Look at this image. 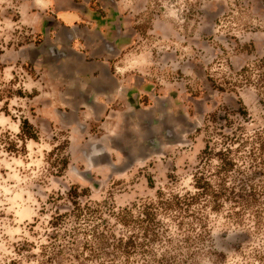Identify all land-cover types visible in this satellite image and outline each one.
<instances>
[{
  "label": "clouds",
  "instance_id": "clouds-1",
  "mask_svg": "<svg viewBox=\"0 0 264 264\" xmlns=\"http://www.w3.org/2000/svg\"><path fill=\"white\" fill-rule=\"evenodd\" d=\"M262 144L264 0H0V264H264Z\"/></svg>",
  "mask_w": 264,
  "mask_h": 264
},
{
  "label": "crops",
  "instance_id": "crops-1",
  "mask_svg": "<svg viewBox=\"0 0 264 264\" xmlns=\"http://www.w3.org/2000/svg\"><path fill=\"white\" fill-rule=\"evenodd\" d=\"M94 19L99 20L101 23H105L102 14H97ZM46 25L48 23L46 22ZM49 27V25H48ZM55 28L57 35L63 40L64 42V50L58 52L55 48L52 49V52L55 53V57L59 58L61 56L64 57L63 64H54L57 68L62 69V67H67V70L73 72L80 73V79L82 81H87L89 85V91L95 89L96 91H103L106 88V79H105V68L100 63L102 56L93 55L91 59L88 58L87 53H94L96 51V39L92 36V34L88 33L86 30L80 29L77 31L76 35H79L80 43L84 44L86 47V52L83 56H77L75 53L71 51L72 47L75 45L72 43V34L69 33L66 29L61 30L60 27H57L55 24L52 26ZM49 31V28H48ZM88 39H91L94 43L92 44L91 41L89 42ZM90 43V44H89ZM51 57V55L49 54ZM52 58V57H51ZM53 60V58L51 59ZM73 78V77H72Z\"/></svg>",
  "mask_w": 264,
  "mask_h": 264
},
{
  "label": "rangeland",
  "instance_id": "rangeland-1",
  "mask_svg": "<svg viewBox=\"0 0 264 264\" xmlns=\"http://www.w3.org/2000/svg\"><path fill=\"white\" fill-rule=\"evenodd\" d=\"M48 25H46L45 23V36H44V39L41 40L39 39V37L37 38V41H36V44H37V51L36 52H33L31 50H28L26 51L25 53H22V55H28V56H31L32 57V62L35 61V58H36V55L38 54H43L44 57H45V64L47 65L50 61H51V57L49 56V52H48V48H49V45L47 43V40H48ZM26 42H31V37L27 38L26 39ZM49 71V75L52 76L53 78H55V76L60 73V72H64L65 73V76H66V79H69V78H72V71L70 70H67V67H60V69L57 67L54 66V64H52V67L48 69ZM207 95V92L205 93ZM262 148V151H264V144H262L261 146ZM264 162V161H262Z\"/></svg>",
  "mask_w": 264,
  "mask_h": 264
},
{
  "label": "flooded vegetation",
  "instance_id": "flooded-vegetation-1",
  "mask_svg": "<svg viewBox=\"0 0 264 264\" xmlns=\"http://www.w3.org/2000/svg\"><path fill=\"white\" fill-rule=\"evenodd\" d=\"M109 2V0H99V3L100 4H103V5H107V3ZM99 14V13H98ZM88 41L93 44L94 42L91 40V39H88ZM90 44V43H89ZM95 44V43H94Z\"/></svg>",
  "mask_w": 264,
  "mask_h": 264
}]
</instances>
